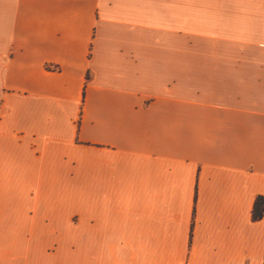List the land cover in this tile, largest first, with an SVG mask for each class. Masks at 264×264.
I'll return each mask as SVG.
<instances>
[{"label":"crops","instance_id":"crops-1","mask_svg":"<svg viewBox=\"0 0 264 264\" xmlns=\"http://www.w3.org/2000/svg\"><path fill=\"white\" fill-rule=\"evenodd\" d=\"M264 0H0V264H264Z\"/></svg>","mask_w":264,"mask_h":264},{"label":"trees","instance_id":"trees-1","mask_svg":"<svg viewBox=\"0 0 264 264\" xmlns=\"http://www.w3.org/2000/svg\"><path fill=\"white\" fill-rule=\"evenodd\" d=\"M264 214V197H257L252 208V219L257 220Z\"/></svg>","mask_w":264,"mask_h":264}]
</instances>
